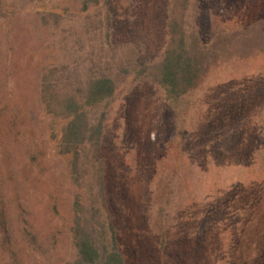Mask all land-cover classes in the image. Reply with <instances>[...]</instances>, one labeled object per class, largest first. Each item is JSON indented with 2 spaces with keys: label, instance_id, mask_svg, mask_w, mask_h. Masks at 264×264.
<instances>
[{
  "label": "trees",
  "instance_id": "trees-1",
  "mask_svg": "<svg viewBox=\"0 0 264 264\" xmlns=\"http://www.w3.org/2000/svg\"><path fill=\"white\" fill-rule=\"evenodd\" d=\"M240 3L242 0H0V17L34 13L40 25L69 34L63 49L66 55H80L79 61L67 62L60 73L50 70L42 79L41 99L51 115V136L57 153L69 156V176L77 188L70 228L75 257L69 264H167L159 251L166 240L174 242L170 239L175 227L171 218L183 206L167 208L171 196L156 205L155 192L148 198V185L141 176L135 177L141 167L136 158L145 146L146 129L130 137L131 146H126L127 131L120 128V137L113 144L123 156H129L123 164L130 174L124 178L121 167L119 173L111 172L108 138L113 105L123 92L126 99L132 91L130 94L153 97L155 140L169 146L177 143L184 154V147L197 139L198 112L203 105L200 96L213 94L226 78L242 79L250 73L258 87L264 86L263 69L238 67L264 57V12L245 24L237 20L243 11ZM123 83L128 85L121 90ZM211 96L215 97L212 102H221V108L211 109L210 118L219 132L232 136L240 118L237 114L229 117L226 111L234 103L226 102L225 95ZM260 105L264 109V97H260ZM247 118L246 123L255 118L252 144L259 141L258 148H249L251 159L264 174V111ZM238 175L240 171L231 177L237 179ZM0 233V246L9 254V264H19L2 200ZM24 236L32 248H42L28 231Z\"/></svg>",
  "mask_w": 264,
  "mask_h": 264
},
{
  "label": "rangeland",
  "instance_id": "rangeland-1",
  "mask_svg": "<svg viewBox=\"0 0 264 264\" xmlns=\"http://www.w3.org/2000/svg\"><path fill=\"white\" fill-rule=\"evenodd\" d=\"M239 7L243 11L237 20L247 24L264 12V0H242ZM67 37V32L40 25L34 13L0 17V200L12 224L19 264H69L75 257L70 228L77 188L69 176V156L56 151L51 115L41 99L44 75L50 70L60 73L67 62L79 61L80 55L64 53ZM238 67L264 70V57ZM127 85L121 84V90ZM130 93L128 99L121 93L113 105L108 138L111 172L119 173L121 167L124 178L130 174L123 164L129 156L113 144L120 128L127 131L126 146H131L130 137L146 129L145 146L136 158L141 167L135 177L141 176L148 185V198L155 192L156 205L171 196L167 208L183 206L171 218L174 242L166 240L159 251L164 262L264 264V174L249 149L259 146L257 139L252 144L255 118L246 123L247 117L264 111L260 105L264 86L258 87L250 73L242 79L226 78L213 94L200 96L203 105L198 112L197 139L184 147V154L177 143L169 146L155 140L153 97ZM211 95H225L226 102L238 105L230 104L226 111L227 116L240 118L232 136L219 132L210 118L211 109L221 108V102H212L215 97ZM208 102L212 103L209 107ZM237 171L240 175L233 179ZM26 231L41 244L39 251L27 241ZM9 261L0 246V264Z\"/></svg>",
  "mask_w": 264,
  "mask_h": 264
}]
</instances>
